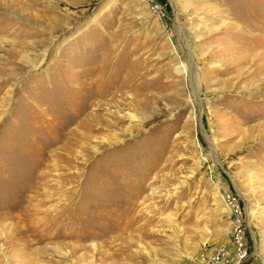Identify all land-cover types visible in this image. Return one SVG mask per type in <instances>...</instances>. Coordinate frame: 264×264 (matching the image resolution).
<instances>
[{"label":"rangeland","instance_id":"374dc122","mask_svg":"<svg viewBox=\"0 0 264 264\" xmlns=\"http://www.w3.org/2000/svg\"><path fill=\"white\" fill-rule=\"evenodd\" d=\"M225 192L264 264V0H0V264L232 258Z\"/></svg>","mask_w":264,"mask_h":264},{"label":"built area","instance_id":"2783aa9c","mask_svg":"<svg viewBox=\"0 0 264 264\" xmlns=\"http://www.w3.org/2000/svg\"><path fill=\"white\" fill-rule=\"evenodd\" d=\"M221 200L230 216V227L232 237V258L229 257L227 249L218 247L209 254H200V264H256L250 259L249 251L245 244L244 227L245 213L237 195L225 192Z\"/></svg>","mask_w":264,"mask_h":264},{"label":"bare ground","instance_id":"6f19581e","mask_svg":"<svg viewBox=\"0 0 264 264\" xmlns=\"http://www.w3.org/2000/svg\"><path fill=\"white\" fill-rule=\"evenodd\" d=\"M191 55V54H190ZM190 57V56H189ZM193 79H194V83H192L195 87V90L196 89H198L197 88V78H196V74H194V77H192ZM111 80V79H110ZM113 83H115V82H113ZM120 87V86H119ZM199 90V89H198ZM196 92H198L197 90H196ZM213 146V145H212ZM212 153H213V155H214V157L215 158H217L216 156H215V152H214V150H213V148H212ZM217 162H218V160H217ZM245 223L247 224V215L245 214ZM252 232V231H251ZM252 234H253V232H252Z\"/></svg>","mask_w":264,"mask_h":264}]
</instances>
